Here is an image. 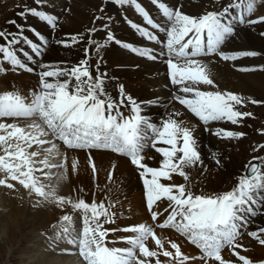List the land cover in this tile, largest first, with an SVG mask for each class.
<instances>
[{"label":"snow or ice","instance_id":"obj_1","mask_svg":"<svg viewBox=\"0 0 264 264\" xmlns=\"http://www.w3.org/2000/svg\"><path fill=\"white\" fill-rule=\"evenodd\" d=\"M33 2L37 7L26 8V12L18 15L34 16L46 22L50 28L57 29L58 18L41 10V6H45V0ZM112 2L121 7H133L142 18L146 26L130 22L131 27L148 41L155 42L160 51L133 47L127 43L122 46L152 60L157 59V55L167 57L165 62L169 69L170 83L176 86L173 99L179 105L204 125L220 121L237 125L244 118L252 116L251 112L241 111L237 107L246 104L242 96L201 89V85L213 88L216 86L207 65L200 58L218 55L224 61H236L258 55L254 51L231 54L221 51L222 45L236 35L238 26L264 23V15L250 18L256 9L255 0H232L220 11L209 10L196 17L182 12L179 5L173 9L166 0H150L161 15L160 21L154 19L139 0ZM8 23L16 24L14 20ZM17 27L16 33L0 31V41H3L0 43V65L6 63L13 71L23 69L34 72L36 69L29 67L18 52L35 64L34 57L44 54L48 41L34 29H29L37 36L39 42H35L24 35V26ZM105 29L107 25L99 30ZM96 31V28L89 30L90 33ZM82 39L80 34L66 35L57 43L71 48ZM106 42L121 44L110 31L106 35ZM88 43L94 41L90 39ZM22 44L28 45L31 54L23 47L18 49ZM103 46L98 44L96 50ZM39 68V86L31 91L30 99L16 90L0 93V119L23 118L32 121L27 127L15 122H0V151L3 153L0 154V173L4 174V178H0V185L12 189L14 184L9 181L18 182L44 201H54L63 206L65 198H57L54 191H47L46 185L36 175L37 172L43 173L51 179L53 174L44 170L64 166L50 163L55 145L46 149L48 155L39 160L36 158L40 156V152L29 149L33 145L52 144V140L41 138L50 136L70 149L110 150L130 158L131 164L139 170L151 219H159L162 213L153 209L159 202L166 201L167 207L163 211L168 215L158 226L174 229L186 237L201 251L199 259L205 264H232L222 255V250L226 247L242 264H254L237 249L247 250L240 242L244 234L242 229L252 223L251 218L257 215V209L264 207V160L253 157L236 178L235 186L220 194H194L187 184L163 183L162 181H172L174 175L188 181L186 169L203 165L194 129L179 119L182 115L180 112L169 114L157 124L146 119L142 115L141 106L130 96L125 97L122 89L118 101L108 96L104 90V78L98 69L97 75L93 76L88 49H85V59L71 67L40 63ZM251 103L256 104L258 101L252 100ZM124 107L129 109V115L121 111ZM213 135L222 139H237L244 134L217 128ZM149 147L162 157L159 167H150L145 163L143 153ZM259 147H264V144ZM213 158L215 159L214 154ZM215 162L219 164L220 160L215 159ZM91 166L95 169L94 163ZM72 206L83 212L82 231L71 236L69 228H63V233L70 236L68 242L77 249L75 253L64 251L66 254H78L83 264H152V258H155V264H162L159 259L161 255L176 264H186L190 259L175 242H170L174 253L165 249L153 227L146 224L105 228L104 224L114 223L115 213L110 210L114 205L108 206L103 201L89 203L79 199ZM63 220L70 222L72 217L65 215ZM117 231L134 234L121 238L129 247H109L112 241L108 237L110 233ZM247 235L264 246V227L249 231ZM150 239L159 251L150 249L147 243Z\"/></svg>","mask_w":264,"mask_h":264},{"label":"bare ground","instance_id":"obj_2","mask_svg":"<svg viewBox=\"0 0 264 264\" xmlns=\"http://www.w3.org/2000/svg\"><path fill=\"white\" fill-rule=\"evenodd\" d=\"M62 1L63 0H50L48 8L54 11L55 16L58 18V27L57 29L52 30L50 27L43 26L41 29L49 40V44L46 46V50L42 55L41 63H52L64 60L67 65H70V67L78 64L81 60H83H80L79 57L82 58L84 50L91 49L87 41L89 36H103L105 37L106 42L107 30L114 28L116 29L117 34L120 35V37L114 36L115 39H121L123 44L127 43L133 47L153 48L157 50L160 48L157 44L146 41L144 40V37L133 33L136 30L131 27V23H134L131 20H126V22L123 21L121 23H115L114 20H111L104 35L101 30H98L94 33H90L89 36H86L84 34L86 33L85 31L96 28L93 25L91 13L92 9H94L97 3H102L103 0H71L70 3ZM167 1L171 2L172 6L182 4L179 0ZM192 1L195 3L197 2L196 0ZM257 1L258 0H255V3H257ZM200 2V5H197L198 11L196 10L197 14H195L194 17L198 14L200 15L201 13H204L205 11H214L218 1L204 0ZM227 2H229V0L225 3ZM128 8L129 9H127V11L130 14L128 16L139 17V14L136 13L131 6ZM258 13L264 14V9L259 10ZM154 16L158 20H161V15L158 11L154 12ZM117 22L120 21L118 20ZM258 25L263 26V29L261 30L263 31L264 23H260ZM250 26L251 25L238 27L236 30V35L238 34V37L240 36L238 40L236 35L230 38L224 45H222L221 51L236 53L239 52L238 50H244L236 46V41L239 42L240 38L241 43H245L246 40L248 45L252 48L264 50V36L259 35L260 31L256 28L257 26ZM253 28L255 31L251 30ZM74 34L82 35L84 49L81 50V48L72 46L69 48L71 50V54L68 58H66L62 55L66 48L55 43V40H52L50 37L53 35L54 38L58 40L64 39L66 35ZM125 49L126 48L122 45L116 44L115 42H106L105 47L99 50V65L96 66L95 70L97 72L98 69L99 74H101L104 78L105 92L108 96L118 101L122 89L125 97L130 96L141 106L142 115H144L146 119L157 124H159V122L166 118L169 114L177 111L180 112L182 115L179 119L184 120L188 126L194 129L193 134L197 140L198 150L200 151L201 158L203 160L202 166L186 169L189 175L188 181H185L182 177L174 175L172 181L162 182L187 184L190 186L191 191L194 194L212 195L231 190L237 182L236 178L241 175L239 174L241 172V167L235 166V174H227V176L225 174L226 177L221 179L222 177L220 176L222 174H220V172L222 173V171H220V165L223 164L222 159L232 150L234 144L239 141L238 139L218 138L213 135V132L217 128H223L240 133L238 131L240 129L239 124L242 126L244 119L237 125H233L230 122L225 121L210 123L209 125L204 126V128L209 130V132L205 133V131H203L204 128L199 127L187 110L173 99V96L176 93V86H173L170 81H167L166 79V76L169 77V69L166 62L161 61L158 55L157 59L152 60L136 55L128 49L126 51ZM76 50L80 51L82 56H78L75 52ZM201 61L207 65L211 78L214 80L216 86L213 88L212 86L201 85L200 87L202 90H219L222 92H231L240 96L244 95L243 92L248 94H264V70L245 72L238 69L243 67L242 64H249L253 62L254 58L251 57L246 59L244 62H241L239 59L236 61H224L217 57H209ZM255 62L260 61L259 59H256ZM262 62H264V60ZM30 64L34 67V69L40 70L39 63L33 64L31 62ZM8 66L9 65L6 63L3 64V67L5 68ZM239 79L244 80L245 84H242ZM0 83L2 84L3 92L16 90L21 94H27L30 90L38 88L37 76L23 71L19 72L17 75L7 74L5 76H0ZM237 107L240 109V106ZM127 111L128 112L125 115L130 114L129 109H127ZM206 145H208V148H206ZM246 150L249 153L250 149ZM31 151H39L40 155L43 152L40 146L35 147V149ZM0 153H2V151H0ZM54 153L57 152L55 151ZM69 153L70 155L66 159H69V161L72 159V163H74V165L77 161L83 158L86 160V155L90 156L92 164L94 163L95 165V169L88 172V176L84 180H79L77 177L71 178L69 173L66 177H64V175H61L62 170L65 172L63 167L61 169H45L44 171H50L53 174L51 179L46 178V176L44 177L42 173L37 172L36 175L40 177L41 182L46 185L47 191H54L57 198L68 195V199L74 200L75 202L79 199H84L89 203L93 201L98 203L103 201L108 206L114 204L115 206L110 207V210L115 213L114 221L117 224H136L137 222L147 219L149 214L146 213L144 207V205H146V202L144 201L146 199V192L144 193L142 191L139 176L136 172L135 166L131 164L130 158L125 159L118 153H114L110 150L99 149H93L87 154L78 150H72L69 151ZM143 154L146 158L145 163H147L148 166H160L162 157L152 148H146ZM213 154L215 159L220 160L219 164L215 162ZM41 158L43 157L39 156L36 159L39 160ZM247 160H249V157L243 162L242 171L245 169ZM59 161L57 160V157L55 158V161L50 159V163L52 164H57ZM65 162H67V160H65ZM224 170H226V168ZM56 173L58 174L54 176ZM0 175L1 178H4L3 173H0ZM52 180H55L52 182L53 184H51ZM9 182L14 184V188L9 189L5 186H0V204L8 207L21 201H25V204L28 201L29 204L27 203V210H25L27 214H23L24 217H18L17 220L14 219L16 222H8L5 224V222L2 223L0 221V232L6 233V240L0 243V264H2V261L5 259L7 245L11 244L12 246H15L16 243H19L20 246L24 245L23 249L27 248L26 237L29 236V234L26 233V229L30 226L36 227L42 222H45L44 226L47 227L49 225L47 221L56 218L58 213H60V211L58 212V208H63L56 206L55 204L58 203L54 201H44L43 198L34 193H30L18 182ZM107 197H110L108 202ZM166 207L167 202L161 201L157 205V211L162 212ZM1 210L2 209H0V214L4 213V211L2 212ZM10 213L11 211L9 212V215ZM126 213L132 215L135 214L134 220L127 219ZM251 220L252 223H250L247 228L248 231H254L258 228L264 227V207L258 208L257 215L251 218ZM107 226L108 225H106V228ZM24 233L26 234L24 235ZM160 233L164 238H175L174 234L169 230H162ZM23 235L24 238L22 239ZM243 241V245L247 250L245 251L242 249L241 253H245L246 256L254 262V264H261L260 262H264V246L259 245L256 240L248 237H246ZM149 247L150 249L153 248V244H151V242ZM19 250L20 249L13 247L11 253L14 255L18 253ZM31 253H33V249L27 250L26 253H24V256L28 257ZM45 256L43 257L44 262L41 264H80L75 256ZM39 260L36 258L35 261L31 263L37 264L39 263ZM9 261V263L15 262V259L10 258ZM152 264H155V258H152ZM237 264H242V262L239 261Z\"/></svg>","mask_w":264,"mask_h":264},{"label":"rangeland","instance_id":"obj_3","mask_svg":"<svg viewBox=\"0 0 264 264\" xmlns=\"http://www.w3.org/2000/svg\"><path fill=\"white\" fill-rule=\"evenodd\" d=\"M22 1L23 0H0V27H1L0 30H5L6 29V27L1 26L2 23L5 24V23H7L9 21H12L14 18H17L18 19L17 21L20 24H24L25 23V21L22 19V17L18 15L19 12L22 11V7H21L22 4L20 5V2H22ZM196 1L197 2L195 3L192 0H179V2L182 3V4H180V6H181L180 10L182 12H184L185 14L188 13V15H191V16L197 14V11H198L197 10L198 9V6L197 5H200V3H201L200 1H204V0H196ZM230 1L231 0H229V2ZM106 2L103 0L102 3H100V4L97 3L95 5L94 9H92V12L91 13H92V18H93L92 20L94 21L93 24H95L97 26L105 25L107 23V19H109V18H113L114 19V17L117 16L116 14H119L118 9H120V7L116 6L114 3H111L109 1H106ZM258 2H259V0L256 3V9H257L256 12L257 13H258L259 10L264 9V3L263 4H261V3L258 4ZM107 4H108V6H107ZM257 6H259V7H257ZM101 8H103V11H101ZM121 10L123 11L124 9L121 8ZM113 15H114V17H113ZM96 17H101V18L100 19H96ZM131 17H133V16H131ZM107 24H110V22L107 23ZM256 28L259 31H261L263 29V26H259L258 25ZM239 37H238V34H237L236 35L237 40H238ZM91 40L94 41V43H91V45L93 47L89 43H88V45H89V47H92L93 48V52L96 51L98 44L103 45V43H104L102 37H94ZM236 43H237L236 46L237 47H240L241 49H246L247 48V49L258 50L260 52H263V54H264V50H259L257 48H252L251 46L248 45V43L246 42V40H245V43H241V38L239 39V42L236 41ZM83 44H84V42H82V46H83ZM73 46H75L76 48H79V45H73ZM81 50H83V48H81ZM65 51H63L62 55L64 57L68 58L69 55L71 54L70 53L71 50L69 48H66ZM75 52L78 54V56H82V54H81L80 51H77L76 50ZM97 55H99V51L97 52ZM261 58L262 57L258 58L260 62H262L264 60V58H262V59ZM97 60H98V58H95L94 59L93 65H95L97 63ZM255 60L256 59H254L253 62L249 63V65L250 64H255L256 63ZM243 65H246V64H242V66ZM93 73L95 74V72H93ZM239 80H240V82L242 84H245L244 80H242V79H239ZM243 93H244V95H242V97L244 98V100L246 102L245 105L249 108V110H246V109H240V110L241 111H246V112H251L252 113V116L251 117L244 118L242 126H241V124H239L240 126L238 125L239 128H240L238 131L240 133H243L244 135L242 137H240V138H237L239 142L235 143L234 146L232 147V150L229 152L232 155H230L228 153L227 155H229V156L226 155L223 159L221 158L222 161H223V164L220 165V171H222V173L220 172V174H222L220 176V177H222L221 179L225 178L227 176V174H235L236 173L235 166L236 167H241V172L239 173V174H241L243 172L242 171L243 162L246 161V159L248 157H249V159H250V157H259L262 160H264V147H261V148L259 147L260 145L264 144V134H262L261 136H258L259 134H258V130H257V129H262V127H263L262 125L264 124V94L263 93H259V94H253V93L251 94L250 93V94H248V93H245V92H243ZM252 100L258 101V103L253 104V103H251ZM243 127H245V128H243ZM263 131H264V129H263ZM206 148H208V145H206ZM246 149H248V150L250 149L249 150V153L247 152ZM254 149H258V150H254ZM61 153L62 154H58V152H57V154H58L57 160L58 161L60 160L59 162H57V164H60L61 163V164L64 165L63 168L65 169V172L63 170L61 172V175H64V177H66V175L69 173L70 176H71V178L72 177H77L79 180H84L88 176V172L94 170L92 168V166H91L92 165V161H91V157L90 156H87L86 155L85 156L86 160L83 158V159L77 161V163H75V167H74L73 166L74 163H72V159L70 158L71 159L70 161H69V159H66L70 155L69 151H67L68 154H66L65 157L63 156V150L62 149H61ZM50 159L53 160V161H55V159H53V157L50 158ZM65 160H67V162H65ZM224 167L226 168V170H224L225 169ZM55 169H58V168H55ZM59 169H61V168H59ZM57 172H59V171H57ZM57 174L58 173H56L54 176H56ZM225 174H226V176H225ZM43 176H44V174H43ZM53 181H55V180H52L51 181V184H53L52 183ZM116 196H115V198H116ZM63 198H65V201H66V203L63 206H60L59 204H55V205L58 206V207H63V210H64L65 207L68 206V204H67L68 195L64 196ZM109 198L110 197H107V202L109 201ZM69 201H73V203L75 202L74 200H71V199H69ZM27 203L29 204L28 201H27ZM27 203L25 204V201H21V202L15 203V204H13V205H11L9 207L8 206H5L3 204H0V209H2L1 211L2 212L4 211V213H1L0 214V221L2 223L5 222V224H7L8 222H16L15 220H17L18 217H22L23 214H27V212H25V210H27ZM7 209H9V210H7ZM60 210H61V208H58V212ZM74 210L75 209L70 210L67 213V215H73L74 214L73 213ZM10 211H11V213L9 215V212ZM20 211L21 212L23 211V212L21 213ZM17 213H18V215H17ZM58 215H59V213H58ZM58 215H57L56 218H54V219H52L50 221H47V223L50 225V223H52V221L57 220ZM76 215H77V211H76ZM44 223L45 222H42L39 225H37L36 227L30 226L28 229H26V233L29 234V236L26 237V240H27V244H26L27 245V248L23 249L24 245H21L20 246L19 243H16L15 246H12L11 244L10 245H7L5 259L2 261V264H32L31 262L35 261L36 258L38 260L41 258L39 260V263H37V264H41L42 262H44V258L43 257L45 255L46 256H49V257L55 256V255L56 256L59 255V253L56 252L55 250H50V251L49 250L48 251H45L44 250V244H45L44 238L41 237L42 240L44 241V242H42V240L38 236V231H37L38 228L44 227ZM40 229H43V228H40ZM43 230H45V229H43ZM53 232L54 231H52V234H53ZM26 233H24V235ZM30 233H31V235H30ZM48 234H50V232ZM24 235L22 236V239L24 238ZM5 240H6V233L0 232V243L3 242V241H5ZM148 245H150V243ZM13 247H16V248L20 249L19 252L16 253V254H14V255L11 253V251L13 250ZM185 248L187 250L189 249V251H193V249H191L188 246H186ZM31 249H33V253H31L30 256L25 257L24 256V253H26L27 250H31ZM10 258L11 259L12 258L15 259V262L9 263L10 262L9 261ZM75 258H76V256H75Z\"/></svg>","mask_w":264,"mask_h":264}]
</instances>
